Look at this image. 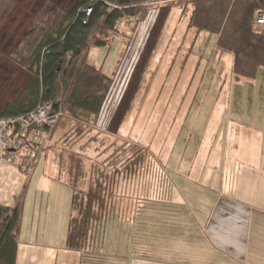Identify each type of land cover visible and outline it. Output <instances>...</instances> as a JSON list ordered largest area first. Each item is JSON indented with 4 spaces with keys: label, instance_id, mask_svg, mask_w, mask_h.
Segmentation results:
<instances>
[{
    "label": "rangeland",
    "instance_id": "1",
    "mask_svg": "<svg viewBox=\"0 0 264 264\" xmlns=\"http://www.w3.org/2000/svg\"><path fill=\"white\" fill-rule=\"evenodd\" d=\"M27 1L43 0H0V108L23 95L31 78L27 69L29 44L43 22L48 23L60 12L49 0H45L44 9L35 4L28 8ZM184 1L145 2V11L115 24L117 30L112 32L109 44L89 49L86 62L112 77L113 83L99 118L91 125L93 131L74 148L83 149L87 160L100 162L113 152L115 145H130L148 155L142 167L130 175L121 174L112 186L117 225L109 232L118 234L117 245L125 241L122 233L126 228L134 230L146 219L147 215L137 216L141 213L140 203L156 201L159 192L165 193L168 184L161 176L166 172L175 191L182 195L178 200L184 209L176 208V214L148 211L150 237L146 248L153 249L155 243L157 256L165 253L167 247L172 252L171 242L195 246L202 239L200 254L222 258L218 264H229L222 253L226 250L220 247L228 237L229 223L240 226L237 234H245L256 213L221 195L219 180L223 171L225 185L229 183L226 163L230 143L226 142V132L230 127L231 138L233 124L228 116V80L218 92L213 90V83L208 84L212 65L204 68L206 62L217 61V37L204 32L197 35L187 28V15L181 13ZM70 3L71 0L66 3V9ZM222 58L219 71L226 68ZM196 72L200 73L199 78L203 75L200 84ZM54 124L48 127L49 133H43L38 145H27L31 148L29 156L21 157L18 151L10 161L0 159L1 205L13 207L30 180L23 198L21 264L30 253L35 255L32 264H55L56 258H60L56 264L78 263L77 253L64 248L70 193L58 179L64 172L65 152L61 143L54 144L62 133ZM88 138L94 141L86 143ZM84 142L86 147L81 148ZM243 168L237 165L232 172L236 176ZM202 174L206 179L199 181ZM179 178L193 181L192 190ZM193 192L201 193L202 199ZM135 216L136 223L127 227L126 222ZM168 223L182 224L187 230L161 235V228L167 229ZM143 240L136 242L139 247L145 246ZM26 243L33 244L34 249H26ZM192 249L189 253L195 252ZM48 257L54 259L48 261ZM170 260L176 263V258L168 257L166 261ZM120 262L117 264H128ZM182 262L185 263L183 260L179 264Z\"/></svg>",
    "mask_w": 264,
    "mask_h": 264
},
{
    "label": "trees",
    "instance_id": "2",
    "mask_svg": "<svg viewBox=\"0 0 264 264\" xmlns=\"http://www.w3.org/2000/svg\"><path fill=\"white\" fill-rule=\"evenodd\" d=\"M147 1L151 0H75L69 9L58 12L48 23L43 22L29 44L27 69L31 78L18 100L0 108V119L24 117L43 104L51 105L57 113L54 125L62 133L54 144L61 143L65 152L64 172L58 179L70 193L64 248L77 253V264H117L120 261L179 264L183 260V264H218L217 260L222 258L200 254L202 239L195 246L171 242L169 247L174 250L171 252L167 247L166 254L157 256L155 243L153 249L146 248V239L150 237L148 211L176 214V208L184 209L179 204V192L164 174L160 175L168 184L165 193L159 192L156 201L140 203L141 213L137 216L147 215L146 219L134 230L126 228L122 233L125 241L117 245L118 234L109 232L117 225L112 186L121 174L130 175L142 167L148 155L130 145H115L113 152L100 162L87 160L83 149L74 148L93 131L91 125L99 118L113 83L112 77L86 62L87 53L91 47L109 44L112 32L117 30L115 24L124 17H135L145 11ZM263 9L264 0H185L181 13L187 15L188 29L197 35L201 32L215 35L216 48L232 54V76L238 81L253 80L257 71L264 68V30L254 27L255 15ZM38 130L45 134L50 129L41 126ZM87 141L91 143L94 139ZM86 143L81 148L86 147ZM26 187L13 207L0 204V264H16ZM136 219V216L130 218L125 224L127 227L135 224ZM168 225L167 229L161 228V235L168 232L171 236L184 228L187 230L182 224ZM199 238L197 235V241ZM142 240L145 246L139 247L136 242ZM190 248L195 252L189 253ZM168 257L176 258V263L166 261Z\"/></svg>",
    "mask_w": 264,
    "mask_h": 264
},
{
    "label": "crops",
    "instance_id": "3",
    "mask_svg": "<svg viewBox=\"0 0 264 264\" xmlns=\"http://www.w3.org/2000/svg\"><path fill=\"white\" fill-rule=\"evenodd\" d=\"M69 1L70 0H49L52 7L54 5V7L60 8V10L57 11H65L66 3L68 5ZM74 1L75 0H71L70 5ZM26 3L28 8H30L31 4L38 5L37 7L40 8H43V6L44 8L47 7L45 0L40 2L34 1L33 3L27 1ZM69 7H67V9H69ZM221 57H223V62L225 61L226 64L224 71H219L218 69L220 63L219 59ZM197 58H195L193 64L196 62ZM200 59V64H202L203 57ZM215 59H217L218 62L205 63V70L209 68L210 64L212 65V79L208 80V84L213 83V90L218 92L221 87H224L226 80H228L229 122L231 119L233 120L231 138H229L230 127L226 132V142L228 141V143H230V156L226 163L228 164L227 179L229 183L225 185L226 179H224L223 171L222 177L219 180L220 192L222 196L256 213L255 215L252 214L253 217H251L245 234H237L235 231L240 229V226L230 222V226H228V237L226 242L224 240L220 247L222 250H226L225 252L221 251L225 254V258L230 261L229 264H264V68L257 71V75L253 80L236 81L232 76V54L219 51L215 55ZM192 75L193 74H191V76ZM196 75L199 78L200 73L196 72ZM202 78L203 75L199 78V84L202 82ZM237 165H241L244 168L241 169L243 170L242 173L235 176L232 170H235ZM204 179H206V175L202 174L201 177H199V181H203ZM178 180L185 182L187 187L190 188L189 190H192L191 188L193 185L191 182L193 181L188 178L184 180L179 178ZM27 181L28 183L25 184L26 186L29 184L30 180L28 179ZM189 190L187 191L189 192ZM193 193L202 199L203 196L201 193ZM218 195H220V193ZM20 235L16 264H21L22 261V255L21 258H19L21 247ZM26 245V249L29 251L34 249L33 244L26 243ZM239 249L242 252H238ZM44 258H46V256ZM51 259L54 258L48 257V261H51ZM34 260L35 255L33 256V254L30 253L27 261L23 264H32ZM57 260L59 261L60 258L54 259L55 264ZM60 263L62 264V262Z\"/></svg>",
    "mask_w": 264,
    "mask_h": 264
},
{
    "label": "built area",
    "instance_id": "4",
    "mask_svg": "<svg viewBox=\"0 0 264 264\" xmlns=\"http://www.w3.org/2000/svg\"><path fill=\"white\" fill-rule=\"evenodd\" d=\"M254 27L258 31L264 30V9L256 13ZM56 119L57 113L49 104L40 105L24 117L0 119V159L10 161L18 151L21 157L29 156L31 148L27 145H38L43 135L38 128L50 127Z\"/></svg>",
    "mask_w": 264,
    "mask_h": 264
}]
</instances>
